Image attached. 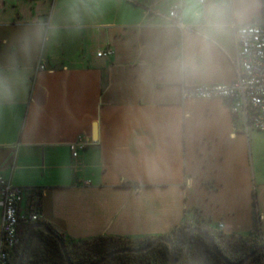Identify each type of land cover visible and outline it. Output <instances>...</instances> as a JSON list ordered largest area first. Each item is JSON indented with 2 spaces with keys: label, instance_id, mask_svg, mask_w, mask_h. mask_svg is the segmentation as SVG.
Listing matches in <instances>:
<instances>
[{
  "label": "crops",
  "instance_id": "crops-1",
  "mask_svg": "<svg viewBox=\"0 0 264 264\" xmlns=\"http://www.w3.org/2000/svg\"><path fill=\"white\" fill-rule=\"evenodd\" d=\"M0 0V176L40 191L41 219L68 241L170 235L199 223L211 235L254 232L264 243V181L250 132L221 99H183V87L236 79L234 25L264 22V0L230 21L208 68L172 71L181 47L172 0ZM111 48L110 57L97 53ZM42 65L43 69L39 66ZM86 148L74 159L70 144ZM2 206L0 195V238Z\"/></svg>",
  "mask_w": 264,
  "mask_h": 264
},
{
  "label": "built area",
  "instance_id": "built-area-1",
  "mask_svg": "<svg viewBox=\"0 0 264 264\" xmlns=\"http://www.w3.org/2000/svg\"><path fill=\"white\" fill-rule=\"evenodd\" d=\"M176 10L170 18L178 26ZM238 42V53L232 59L236 79L229 84L193 85L183 87V99H221L232 114L236 129L245 133L264 132V22L234 25ZM111 48L97 53L98 57H110ZM43 69V66H39ZM86 148L83 142L70 144L72 157L76 159ZM2 225L0 238V264H13L21 245L24 227L41 219L40 191L37 188H20L0 176ZM260 223V219H259ZM223 224H218L221 233Z\"/></svg>",
  "mask_w": 264,
  "mask_h": 264
},
{
  "label": "trees",
  "instance_id": "trees-1",
  "mask_svg": "<svg viewBox=\"0 0 264 264\" xmlns=\"http://www.w3.org/2000/svg\"><path fill=\"white\" fill-rule=\"evenodd\" d=\"M256 198H253V220H254V230L259 232V216L256 214ZM37 223L44 224L51 231L55 232L59 237L62 236L56 232L51 226H49L44 221L40 220ZM32 225V224H31ZM28 225L24 227L22 231V240L21 245L24 241V238L29 230ZM192 227H201L199 223L196 225L192 223H186L176 228L170 235L162 236L170 239L173 242V246L175 249V255L177 257L181 256L186 248L188 233ZM215 239L217 248L219 252L229 261L238 262L251 254L258 247L264 245V243L259 242L258 240L249 241L244 237H239V239H231L229 237L217 239L212 235ZM156 237H146L141 239L134 240H126L122 238L115 237H99L93 240H84L83 243L86 244V247L78 253V257L75 259L71 256L70 252L68 255L73 264H91L94 263L110 252L123 248H139L143 247L150 242H152ZM63 239V238H62ZM64 243L67 241L65 239ZM39 241L41 244H39ZM20 247L16 252V257L14 259L13 264L17 263V259L20 253ZM57 255L63 262L66 263L60 245L57 239L47 233H45L41 229L33 230L29 242L26 246V250L24 253V259L22 264H25L27 259L31 255H37L40 259H45L49 257V255ZM67 264V263H66ZM103 264H171L170 263V249L169 246L160 242L153 248L140 253H121L112 256ZM179 264H227L225 263L220 256H218L210 243L201 235L194 234L192 243L190 246V250L188 252L187 257L184 261ZM246 264H264V253L256 255L250 262Z\"/></svg>",
  "mask_w": 264,
  "mask_h": 264
},
{
  "label": "clouds",
  "instance_id": "clouds-1",
  "mask_svg": "<svg viewBox=\"0 0 264 264\" xmlns=\"http://www.w3.org/2000/svg\"><path fill=\"white\" fill-rule=\"evenodd\" d=\"M252 0H172L176 10L181 47L172 61V71L185 79H195L210 65L212 52L226 34L230 21L250 11ZM99 0H70L67 11L75 24L85 13L99 9ZM0 92L10 95L0 82Z\"/></svg>",
  "mask_w": 264,
  "mask_h": 264
},
{
  "label": "water",
  "instance_id": "water-1",
  "mask_svg": "<svg viewBox=\"0 0 264 264\" xmlns=\"http://www.w3.org/2000/svg\"><path fill=\"white\" fill-rule=\"evenodd\" d=\"M35 229H41L43 230L45 233L55 237L60 245V248L62 250V253L64 255L65 261L67 264H73L70 260V257L68 255L64 240L59 237V235H57L55 232L51 231L49 228H47L44 224L42 223H33L30 227L29 230L24 238V241L21 245L20 248V253H19V257L17 259V263L16 264H22L23 259H24V253L26 250V246L29 242V239L31 237V234L33 232V230ZM194 234H199L201 236H203L212 246L214 252L220 256L222 258V260L227 263V264H246L248 262H250L256 255L264 253V245L258 247L256 250H254L251 254H249L247 257H245L244 259H242L241 261L238 262H231L228 259H226L218 250L215 239L212 237V235L205 229H202L200 227H192L189 230L188 233V239H187V244H186V248L183 252V254L179 257H177L175 255V249L173 246V242L166 238V237H156L152 242H150L149 244L143 246V247H139V248H123V249H118V250H114L112 252H110L108 255H106L105 257H103L102 259L91 263V264H103L104 262H106L108 259H110L112 256L116 255V254H121V253H140V252H145L151 248H153L154 246H156L158 243L160 242H164L169 246L170 249V263L171 264H179L182 261L185 260V258L188 255V252L190 250V246L192 243V239H193V235Z\"/></svg>",
  "mask_w": 264,
  "mask_h": 264
},
{
  "label": "rangeland",
  "instance_id": "rangeland-1",
  "mask_svg": "<svg viewBox=\"0 0 264 264\" xmlns=\"http://www.w3.org/2000/svg\"><path fill=\"white\" fill-rule=\"evenodd\" d=\"M250 146H251V155L254 160L255 168L258 176L264 181V132L251 131L250 133ZM195 224V223H193ZM261 232L264 236V224L261 225ZM258 232L254 230L253 234L250 237H246L249 241L258 240ZM214 237L217 239L225 238L223 234L215 233ZM231 239H239V237H229ZM39 244L41 242L39 241ZM43 246V244H41ZM66 249L70 252L71 256L75 259L78 257V253L82 251L86 244L82 241H68L65 242ZM25 264H66L63 262V259L57 255H49L45 259H40L37 255H31Z\"/></svg>",
  "mask_w": 264,
  "mask_h": 264
}]
</instances>
